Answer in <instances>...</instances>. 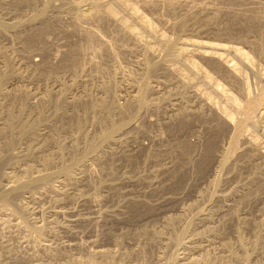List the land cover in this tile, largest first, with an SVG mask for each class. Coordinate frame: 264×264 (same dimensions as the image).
<instances>
[{"label": "rangeland", "instance_id": "1", "mask_svg": "<svg viewBox=\"0 0 264 264\" xmlns=\"http://www.w3.org/2000/svg\"><path fill=\"white\" fill-rule=\"evenodd\" d=\"M49 1L47 3L46 0L47 5H39V10L25 5V0H0V21H20L17 29L20 36L17 32L8 31L4 34L0 31V53L12 54L7 57L14 61L20 77L10 75V66L8 69L4 64L6 58L3 55H0V72L11 76L3 82L5 93L11 94L18 87L26 94L30 107L40 102L46 104L45 109L50 107L41 116L38 136H23L21 145L15 146L14 149L24 150L26 154L29 152L28 144H34L31 152L35 154L26 160H23L24 157L22 160L20 158V163L31 162L35 164L36 171L39 169L45 172L46 167L42 168L39 158L42 153L47 152L52 159L47 168L52 176L49 179L50 185L57 186L59 190L66 188L69 193L66 191L58 196L52 192L47 193L48 197L47 194H39L41 186H33L29 190L35 196L40 195V199L29 197L30 192L27 191L24 194L21 192L17 200L13 199L15 201L0 199V264H177L175 259H180L187 250L179 249V252L176 241L185 240L194 234L199 236L204 232L203 238L212 241V249L216 250L214 253L224 257L228 264H243L239 260L243 251L251 258L247 264H264L262 238L259 240L260 246H251L255 238L254 226L257 224L264 231V191L255 190L258 180L264 179V158L246 157L250 146L244 142L245 139L252 138L264 146V109L250 120H247L243 110L241 112L247 91H250L252 98L264 97V55L250 46L254 42L264 43V0H194V11L187 8V5H192V0H174L177 3L173 0H151L153 5L146 0H129L137 7L136 10L140 9L137 12L141 11L140 14L150 26H146L141 18H134V10L110 4V0V6H101L99 9L88 5H71L81 0ZM169 1L175 6H166ZM54 2L59 5L52 4ZM38 11H43L44 15L35 18ZM80 13L97 14L98 17L90 15L87 18ZM116 16L118 19L125 18L118 21ZM191 17H195V24ZM122 20L135 30L138 29L144 39L121 37L122 24L119 23H123ZM43 21H47L50 28L45 37L33 42L30 48L24 38L32 29L40 27ZM254 22L256 26L251 27ZM243 27L248 30L244 33L247 34L246 39L241 33ZM231 29L234 32L230 33ZM92 30L96 34L89 40L85 35ZM193 40L215 42L217 45L229 43L228 45L240 47L247 58L244 55L235 57L233 52L223 53L230 54L240 65L237 66L244 73L242 79L234 80L230 77V80L223 67H218L210 58L197 55L195 49L210 48H204L201 43L197 45L198 48L194 47ZM85 42L87 43L84 44ZM88 43L92 44L91 48L86 46ZM82 46L87 47L84 55L80 54L83 68L75 73L63 70L60 64L64 57L72 55V51ZM148 63L150 66L155 64L153 68L149 66L151 70L146 72ZM32 71L35 72L33 75ZM145 77L150 80L152 91L154 90L146 98L148 108L142 111L139 118L131 119L113 138L98 143V148L87 151V146L91 144L89 142H97L107 126L104 122H99V119L107 118L108 122H118L124 117L123 114L119 115L118 108L125 107L133 100L136 86L132 83L136 84V81ZM108 83L116 85L109 93L104 92L106 90L103 87ZM221 88L224 89L223 92L231 94V97L234 95L237 100L234 103L236 108L240 105L238 110L234 101H229L233 109L228 103L229 99H224ZM202 92H207L211 100L204 98ZM50 97H57L62 102L59 103L64 105L60 106L56 101V107L60 106L57 109L61 108L59 113L50 105ZM82 99L93 102L88 103L86 108H81L79 101ZM214 100L234 114L233 123L245 118L247 120L234 154L229 155L228 150L233 126L238 121L235 124L231 122L230 126L219 121L211 105ZM101 101L106 106L117 107V112L114 109L107 112L105 106L100 109L103 104ZM54 110L58 114L54 115ZM109 116L113 119L110 120ZM251 120L254 122H249ZM76 121L80 123L77 124ZM76 125H80L77 126L79 131ZM49 134H53L58 146L61 145L62 149L65 147L64 155L57 152V145H51L45 150L43 141ZM70 149H78L81 164L79 162L76 166H70ZM41 150L43 152L40 154L38 151ZM2 164L5 163L1 161L0 167L9 171L6 164ZM68 166L69 170H64ZM73 176L78 178V184L71 178ZM45 198H50L51 201ZM18 201L27 202L25 205L28 206L29 213L19 212ZM36 201H39L38 204ZM48 212H52L51 216L54 215L51 217ZM168 216L180 218L170 219ZM68 217H76V220L66 219ZM27 218L31 221L25 222L26 226H22L21 222L15 223ZM206 218L210 223L205 228L201 225ZM240 219L248 220V224L242 227ZM168 220H174V225L168 227ZM64 222L67 224L61 225ZM34 223L44 225L42 228L46 230L36 231ZM12 224H16V227ZM152 229L163 232L161 244H155L147 236ZM237 231H241L245 237L243 250L237 248ZM227 243L234 247L235 255L231 256V252L224 249V244Z\"/></svg>", "mask_w": 264, "mask_h": 264}, {"label": "bare ground", "instance_id": "2", "mask_svg": "<svg viewBox=\"0 0 264 264\" xmlns=\"http://www.w3.org/2000/svg\"><path fill=\"white\" fill-rule=\"evenodd\" d=\"M48 1L49 0H47V3H48ZM69 1V0H68ZM110 1H112V2H109V0H81V1H76V2H73V3H71V2H69V3H71V5L74 7V6H87L88 5V7L90 6V7H101V6H106V7H108V6H110V4H112V3H114V4H116L118 7H121V8H123V9H131L132 11H133V15L132 16H135L134 18H141V20H143L144 22H145V24H146V26H150L149 24V22L147 23V21H145L144 19H143V15H142V13L140 14V12H137V10L139 9H137L136 10V8H135V6L132 4V3H130V2H128L129 0H110ZM158 1V0H157ZM178 1V0H177ZM177 1L175 2L174 0H173V2H175V3H177ZM194 0H192V5H187V8L189 9V10H195V3L193 2ZM46 2V0H25V5H27L28 7H33V8H38V6L39 5H44V4H46L47 5V3H45ZM50 2H52V0L51 1H49V3ZM61 2V1H60ZM110 4H109V3ZM146 2H149V4L150 5H153V3L151 2V0L150 1H148V0H146ZM162 2H165V1H163L162 0ZM183 2H184V0H183ZM191 2V1H190ZM68 3V4H69ZM144 3V2H143ZM155 3V2H154ZM180 2H178V4H179ZM185 3H186V1H185ZM52 4H54V5H56V6H58L59 5V3H57V2H54V3H52ZM61 4V3H60ZM167 4V5H166ZM165 5L166 6H169V7H171V6H175V5H173V3L171 2V1H169V2H167ZM190 4V3H189ZM215 4V3H214ZM70 5V6H71ZM164 5V6H165ZM1 6V5H0ZM26 7V6H25ZM105 7V8H106ZM153 7V6H152ZM172 7V8H173ZM178 7V6H177ZM186 7V6H185ZM87 8V7H86ZM85 8V9H86ZM259 8V7H258ZM16 9V8H15ZM39 9V8H38ZM56 9V8H55ZM99 9V8H98ZM107 9V8H106ZM110 9V8H109ZM108 9V10H109ZM161 9V8H160ZM40 10V9H39ZM50 10V9H49ZM63 10V9H62ZM91 10V9H90ZM101 10V9H100ZM140 10V9H139ZM17 11V10H16ZM78 11V10H77ZM81 11H82V9H81ZM94 11V10H93ZM126 11V10H125ZM124 11V12H125ZM211 11V10H210ZM2 12V11H1ZM27 12V11H26ZM70 12V11H69ZM90 12V11H89ZM88 12V13H89ZM95 12V11H94ZM102 12H104V11H102ZM109 12V11H108ZM97 13V12H96ZM110 13V12H109ZM108 13V14H109ZM113 13V12H112ZM73 14H75V12L73 13ZM72 14V15H73ZM78 14H79V12H78ZM82 16H85V17H89L90 18V15L92 16H96L97 14H82V13H80ZM102 14V13H101ZM107 14V13H106ZM127 14H128V12H127ZM140 14V15H139ZM41 15H44L43 14V11L41 12V11H38V13H36V15H35V18L36 17H39V16H41ZM100 15V14H99ZM112 14H110V16H111ZM124 15V14H123ZM107 16V15H106ZM128 16V15H127ZM130 16V15H129ZM188 16V15H187ZM77 17V16H76ZM84 17V18H85ZM96 17H98V16H96ZM108 17V16H107ZM117 17V16H116ZM263 17V16H262ZM16 18H18V17H16ZM34 18V19H35ZM44 18H45V16H44ZM82 18V17H81ZM92 18V17H91ZM113 18V17H112ZM119 17H117V19H118ZM123 18H125V17H123ZM123 18H120V19H123ZM146 18V17H145ZM26 19V18H25ZM30 19H31V17H30ZM48 19V18H47ZM79 19H80V17H79ZM98 19V18H97ZM117 19H116V21H117ZM120 19H118V21L120 20ZM132 19V18H131ZM137 19V20H138ZM1 20V19H0ZM32 20V19H31ZM31 20H29V21H31ZM77 20V19H76ZM90 20V19H89ZM99 20V19H98ZM115 20V19H114ZM130 20V19H129ZM136 20V19H135ZM150 20V19H149ZM235 20V19H234ZM22 21V20H21ZM27 21V20H26ZM33 21V20H32ZM78 21V20H77ZM82 21V20H81ZM123 21V23L121 22V23H119V24H122V26H121V31H122V36L121 37H126V38H130V39H144V35L141 37V35L139 34V32H138V29H134V28H132L129 24L127 25L125 22H124V20H122ZM191 21H193V23L195 24V17H191ZM36 22V21H35ZM101 22V21H100ZM151 22V21H150ZM173 22V21H172ZM255 22H257V20L255 21ZM253 23L252 25H251V27L252 26H256V23ZM19 23H20V21H19V19L18 20H14V21H10V22H8V23H6V22H1L0 21V31L2 32V33H6V32H10V31H12L13 33L15 32H17V29H18V27H19ZM25 23V22H24ZM31 23V22H30ZM42 24H41V26L40 27H38L37 29H32L30 32H29V34L28 35H26V38H24L25 40H27V42L26 43H29V44H27L30 48L33 46L32 45V43L33 42H36V40H42L44 37H45V33L49 30V24H48V22L47 21H43V22H41ZM111 23V22H110ZM130 23V22H129ZM140 23V22H139ZM179 23V22H178ZM28 24V23H27ZM138 24V23H137ZM175 24H176V22H175ZM187 24V23H186ZM188 24H190V23H188ZM233 24V23H232ZM32 25V24H31ZM134 25V24H133ZM29 26H30V24H29ZM35 26V25H34ZM117 26V25H116ZM145 26V25H144ZM263 26V25H262ZM22 27V26H21ZM82 27V26H81ZM113 27V26H112ZM120 27V26H119ZM134 27V26H133ZM135 27H137V26H135ZM156 27V26H155ZM142 28V27H141ZM147 28V27H146ZM180 28V27H179ZM246 28V27H245ZM244 27L242 28L243 29V31L241 30V33L243 32V38H245L246 36H247V34L245 35L244 33H247L246 31H248V30H246ZM248 28V27H247ZM157 29V28H156ZM230 29V28H229ZM22 30V29H21ZM20 30V31H21ZM148 30L150 31V29L148 28ZM147 30V31H148ZM184 30V29H183ZM246 30V31H245ZM145 31V30H144ZM151 31H152V27H151ZM150 31V32H151ZM154 31H155V29H154ZM261 31V30H260ZM55 32V31H54ZM83 33L85 32V30L84 31H82ZM113 32V31H112ZM155 32H157V31H155ZM159 32V31H158ZM229 32L230 33H232V32H234L232 29L231 30H229ZM18 34H19V36H20V33H19V30H18V32H17ZM16 33V34H17ZM82 33V34H83ZM154 33V32H153ZM153 33H150V35L151 34H153ZM240 33V32H239ZM94 34H96V33H93V30H92V32H87L86 33V37L89 39V40H92V38L93 37H95V35ZM144 34V33H143ZM149 34V33H148ZM158 34V33H157ZM165 34V33H164ZM229 34V33H228ZM155 34H153L152 36H154ZM230 35H232V34H230ZM241 35V34H240ZM249 35H250V33H249ZM103 36V35H102ZM148 36V35H147ZM161 36H163V35H161ZM264 36V35H263ZM146 37V36H145ZM157 37H160V35H158ZM157 37H156V39H157ZM175 37V36H174ZM97 38V37H96ZM155 38V37H154ZM169 38V37H168ZM153 39V38H152ZM155 39V40H156ZM161 39V38H160ZM175 39V38H174ZM192 39V38H191ZM190 39V40H191ZM246 39V38H245ZM85 40H86V38H85ZM84 40V41H85ZM89 40H87L88 42H89ZM93 40H95V38L93 39ZM149 40V39H148ZM189 40V39H188ZM248 40H249V38H248ZM99 41V40H98ZM133 41V40H132ZM145 41V40H144ZM161 41H162V39H161ZM164 41H166V40H164ZM192 41V40H191ZM189 42V43H192V42ZM251 41H253V39L251 40ZM258 41V40H257ZM38 42V41H37ZM147 42V41H146ZM41 43V42H40ZM87 42H85L84 44H86ZM102 43V42H101ZM203 44L202 46H204V48L207 46V47H209L210 48V50H198V49H195V51H196V54L197 55H199V56H201V57H205V58H210L211 60H213V63H217L219 66L218 67H223L225 70H226V72H227V74H228V77L230 78V77H233V79L235 78V79H237L238 80V78L239 79H242V77H243V74H242V71L239 69V67L237 66V65H239V64H237L229 55L230 54H227V53H230V52H233L234 54H235V57H236V55H237V57L239 56V57H243V55L247 58V56L245 55V53H244V51H242V49L240 48V47H238V46H236L235 44L234 45H228V44H223V43H221V44H223V45H217V44H214V43H212V42H205L204 40L203 41H199V40H193V43L192 44H194V47H197V45L198 44ZM90 44L91 43H88V45H86V46H90ZM219 44V43H218ZM249 44V43H248ZM251 44V43H250ZM36 45H38V44H36ZM80 45V44H79ZM92 45V44H91ZM101 45H103V44H101ZM162 45V44H161ZM168 45V44H167ZM76 46V45H75ZM75 46H74V48H75ZM81 46V45H80ZM86 46H82L81 48H77V50L75 51L74 50V48H71L72 50H74V52L72 51V55H69V56H65L64 57V59H63V61L61 62V66H62V68H63V70H69V71H72V72H76V71H78V70H81V68H83L82 66H81V56H80V54H82V55H84L83 54V52H85L84 50L87 48ZM199 46V45H198ZM201 46V45H200ZM250 46H252V47H254L257 51H259L260 53H262L263 55H264V43L263 42H258V43H253V45H250ZM28 47V48H29ZM89 48V47H88ZM90 48H91V46H90ZM92 48H93V46H92ZM181 48V47H180ZM198 48V47H197ZM200 48H202V47H200ZM106 49V48H105ZM146 49V48H145ZM149 49H151V48H149ZM155 49V48H154ZM162 49V48H161ZM185 49H187V48H185ZM182 50H184V49H182ZM182 50H181V52H182ZM217 50H219V51H217ZM221 50H222V52H221ZM93 51V50H92ZM97 51H98V49H97ZM148 51V50H147ZM169 51V50H168ZM185 51V50H184ZM223 51L224 52H227L226 54H224L223 53ZM71 52V51H70ZM69 52V53H70ZM87 52V51H86ZM94 52V51H93ZM151 52V51H150ZM180 52V51H179ZM187 52V51H186ZM189 52H191V51H189ZM2 53V52H1ZM0 53V55H3L4 57V59L6 60L5 62H4V64L6 63V66H7V68H8V66H10L9 68L11 69V76L13 75V77L14 76H16V78H18V76H19V74H17L19 71L15 68V63H14V61L13 60H11L12 58L10 57H7V56H10V55H12V54H10V55H8L7 54V52H6V54L4 53V54H1ZM61 53V52H60ZM96 53V52H95ZM147 53V52H146ZM49 54V56H50V53H48ZM53 54V53H52ZM55 54V53H54ZM99 54V53H98ZM92 55H93V53H92ZM64 56V55H63ZM177 56V55H176ZM251 56V55H250ZM261 56V55H260ZM48 57V56H47ZM238 57V58H239ZM7 58H9V59H7ZM83 58V57H82ZM95 59V58H94ZM235 59H237V58H235ZM250 59H252V58H250ZM36 60V59H35ZM149 60V59H148ZM241 59H239V61H240ZM150 61V60H149ZM216 61V62H215ZM253 61V60H252ZM251 61V62H252ZM36 62H38V60H36ZM47 62V61H46ZM81 62V63H80ZM153 62V61H152ZM208 62V61H207ZM35 63V62H34ZM88 63V62H87ZM150 63V62H149ZM148 63V64H149ZM157 63V62H156ZM162 63V62H161ZM254 63V62H253ZM39 64V63H38ZM54 64V63H53ZM155 64V63H154ZM153 64V65H154ZM242 64H243V62H242ZM245 64V63H244ZM256 64V63H255ZM254 64V65H255ZM37 65V64H36ZM42 65V64H41ZM56 65V64H55ZM147 65V64H146ZM153 65L152 66H150V64L149 65H147V69H145V70H147L146 72H148L149 70H151L150 68H153ZM32 66V65H31ZM149 66H150V68H149ZM160 66V65H159ZM195 66H196V64H195ZM215 66V65H214ZM240 66V65H239ZM55 67V66H54ZM157 67V66H156ZM242 67V66H241ZM249 67V66H248ZM252 68H253V66H251ZM8 68V69H9ZM34 68V67H33ZM37 68V67H36ZM61 68V69H62ZM87 68V67H86ZM177 68V67H176ZM203 68V67H202ZM251 68V69H252ZM51 69H54V68H51ZM250 69V68H249ZM254 69V68H253ZM49 70V69H48ZM47 70V71H48ZM177 70V69H176ZM244 70V69H243ZM1 71V70H0ZM44 71V70H43ZM51 71V70H50ZM218 71V70H217ZM222 71V70H221ZM224 71V70H223ZM33 72V71H32ZM49 72V71H48ZM145 72V71H144ZM207 72V71H206ZM225 72V73H226ZM254 72V71H253ZM35 72H33L32 73V75L34 74ZM54 73V71L52 72V74ZM143 73V72H142ZM50 74H51V72H50ZM146 74V73H145ZM10 75H8V74H4L3 72H0V120H2V122L0 123V162L2 161V163H5L6 164V166H7V169L9 170V171H7L6 169H3V167H0V199L2 200V201H9V200H13V199H16L17 200V198L19 197V195H20V193L21 192H23V194H24V191H27V192H30L28 195H29V197H31V198H33V199H38L39 198V196L40 195H43V194H49V193H55L56 195H58V194H65V192L67 191L66 190V188H61V190H59L58 188H56L53 184L52 185H50V183H49V179L52 177L51 176V173H49L47 170V168L50 166L49 164L51 163V156H50V154H47V152H46V154L45 153H40V152H43L42 150L41 151H38L41 155H40V162H41V164L43 165V167L42 168H44V167H46V168H44V170H46L45 172H42V170L41 171H39V169H38V171H36L35 170V164H33V163H31V162H26V164L24 163V164H21L20 163V158H21V160H22V157H24L23 158V160H26V159H29V157H31V156H33L35 153H32L31 151H32V147L34 146V144H28V153H24L25 151L23 150V151H21V149L20 150H17V149H14L15 148V146L16 145H21V142L23 141H21V139H22V137L23 136H28V137H30V138H35V137H37L38 136V134H39V130H38V126L40 125L39 123H40V120H41V116L43 115V113H46V110H48V109H45L46 108V104H43L42 102H40V103H38V104H32L33 106L32 107H30L29 106V104H28V101H27V97H26V94L25 93H23L22 91H20L19 90V88L17 89L16 87H15V89H13V90H15L13 93H11V94H9V93H5V91L3 90V87H4V81L5 80H7V78L10 76ZM23 75V74H22ZM85 75V74H84ZM181 75V74H180ZM204 75H205V72H204ZM248 75V74H247ZM10 76V77H11ZM48 76H50V75H48ZM53 76H54V74H53ZM52 75L50 76V77H53ZM179 76V75H178ZM206 76H207V73H206ZM264 76V75H263ZM20 77V76H19ZM55 77V76H54ZM53 77V78H54ZM75 77V76H74ZM147 77H148V75H147ZM147 77H145V78H143V79H141V80H138V81H136V84H135V82L134 83H132V84H134L136 87V93L133 95V100L128 104V105H126L125 107H123V108H121V107H119L118 108V110H119V112H120V114L119 115H121V114H123V116L124 117H121L120 118V120L118 121V122H115V121H112V122H108V120H107V118H105V119H99V122H104L107 126H106V128H105V124L103 125L104 127L103 128H105L104 129V132L101 134V135H99V137H98V141L97 142H89V146H87L88 148L86 149L87 151L88 150H93V149H95L96 147H97V145H98V143L100 144V143H103L104 141H106V140H109V139H111V138H113L114 136H115V134L117 133V132H119L124 126H127V123L129 122V121H131V119L133 120V119H136V118H139L140 117V115H141V113H142V111H144V110H146L147 108H148V105H147V101H146V98H148V96L151 94V93H153V91H152V88H151V85H150V80L147 78ZM15 78V77H14ZM205 78V77H204ZM213 78V77H212ZM13 79V78H12ZM49 79V78H48ZM232 78H230V80H231ZM234 79V80H235ZM8 80H9V78H8ZM16 80V79H15ZM233 80V81H234ZM20 81V80H19ZM73 81V80H72ZM6 82V81H5ZM188 82V81H187ZM235 82V81H234ZM246 82V81H245ZM230 83V82H229ZM262 83V82H261ZM74 84V83H73ZM213 84V83H212ZM182 85V84H181ZM184 85V84H183ZM233 85V87H234V84H232ZM236 85V84H235ZM238 85V84H237ZM116 86V85H115ZM112 83H108V84H105L103 87L105 88H103L104 90H106V91H104V92H107V93H109L112 89H114V87H115ZM185 86V85H184ZM219 86V85H218ZM230 86V85H229ZM242 86H244V85H242ZM251 86V85H250ZM153 87V86H152ZM186 87V86H185ZM188 87V86H187ZM196 87V86H195ZM245 87V86H244ZM260 87V86H259ZM5 88V87H4ZM248 88V87H247ZM12 89V88H11ZM24 89V88H23ZM226 89V88H225ZM238 89V88H237ZM241 89V88H240ZM243 89V88H242ZM134 90V89H133ZM190 90V89H189ZM216 90V89H215ZM219 90H220V87H219ZM218 90V91H219ZM221 90H222V88H221ZM224 90V89H223ZM223 90L222 91H220V92H222V94L224 93V95H225V97H224V99H226V97L229 99L228 100V103H229V101L231 100V102H233V104L234 103H236V101L237 100H235L234 99V95L231 97V94H229L228 92L227 93H225V91L223 92ZM227 90V89H226ZM239 90V89H238ZM245 90V89H244ZM49 91V90H48ZM239 91H241V90H239ZM261 91V90H260ZM58 92V91H57ZM196 92V91H195ZM249 92L250 91H247V93H246V91L244 92V93H246V102H244L243 104H242V109H241V112H242V110L244 111L243 113H245V115H246V118H247V120H250L253 116L255 117L257 114V112H260V114L263 112H261V109H264V94H263V98H261V97H258V98H252L251 96H250V94H249ZM256 92V91H255ZM48 93V92H47ZM50 93V92H49ZM115 93V92H114ZM203 93V92H202ZM201 93V94H202ZM207 92H204L203 93V97L205 98V97H208L207 96V94H206ZM264 93V92H263ZM116 94V93H115ZM200 94V93H199ZM211 95V94H210ZM56 96V95H55ZM60 96V95H59ZM203 97H201V98H203ZM210 97V96H209ZM208 97V98H209ZM212 97V96H211ZM82 98V97H81ZM166 98V97H165ZM181 98V97H180ZM223 98V97H222ZM40 99V98H39ZM79 99V98H78ZM131 99H132V97H131ZM185 99V98H184ZM210 99V98H209ZM237 99V98H236ZM49 100V99H48ZM83 100V99H82ZM82 100H80L79 101V103H80V105H81V108H86L87 106H88V101H85V100H83V102H81ZM211 100V99H210ZM210 100H208V102H210ZM49 101H52V104H50L51 106H53L54 107V109H57V108H59L61 105L62 106H64L63 104H60L59 102H61V101H59L58 100V98L57 97H50V100ZM56 101H58V103L60 104V106L59 107H56L57 106V102ZM92 101V100H91ZM90 101V102H91ZM96 101V100H95ZM182 101V100H181ZM206 101H207V98H206ZM205 101V102H206ZM239 101V100H238ZM93 102V101H92ZM91 102V103H92ZM103 101H101L100 103H102ZM227 102V101H226ZM62 103V102H61ZM91 103H89V104H91ZM240 103V102H239ZM48 104V105H49ZM104 104V105H103ZM103 104H101L100 105V109H101V106L104 108V106H105V108H106V110H108L107 112H110L111 110L112 111H116V109H117V107L116 108H114L112 105H108V106H106L105 105V103L103 102ZM229 104H231V103H229ZM241 104V103H240ZM99 105V104H98ZM212 109L214 110V113L215 114H217V118H218V120L219 121H222V122H224V124H226V125H228V126H230L229 124H231V122H232V120H233V115L234 114H231V112H229L228 111V108H226V106L224 107V106H222L223 104H221V105H219V103L217 104L216 103V101L214 100V102L212 101ZM232 105V104H231ZM45 106V107H44ZM182 106V105H181ZM181 106H179V107H181ZM234 106H235V104H234ZM263 106V107H262ZM56 107V108H55ZM90 107V106H89ZM113 107V108H112ZM186 107V106H185ZM210 107V106H209ZM232 107H233V105H232ZM239 107H240V105H239ZM239 107H237V108H239ZM235 108H236V106H235ZM236 108V109H237ZM61 109V108H60ZM60 109L58 110L57 109V112L59 113V111H60ZM114 109V110H113ZM231 108H229V110H230ZM233 109H234V107H233ZM239 109V110H240ZM77 110V109H76ZM87 110V109H86ZM103 110V109H102ZM238 110V109H237ZM103 111H105V110H103ZM111 111V112H112ZM231 111V110H230ZM232 111H234V110H232ZM48 112V111H47ZM117 112V111H116ZM118 112V113H119ZM178 112V111H177ZM236 112V111H235ZM55 113H56V111L54 110V115H55ZM58 113H56V114H58ZM148 113V112H147ZM238 113V112H237ZM264 113V112H263ZM50 114V113H49ZM104 114H106V113H104ZM108 114V113H107ZM259 114V113H258ZM109 115V114H108ZM244 115V116H245ZM264 115V114H263ZM107 116V115H106ZM111 116V115H110ZM110 116H109V118H110ZM260 116V115H259ZM259 116H257V117H259ZM93 117V116H92ZM126 117V118H125ZM132 117H134V118H132ZM101 118H102V116H101ZM128 118V119H127ZM215 118V117H214ZM239 118V117H238ZM244 118V117H243ZM245 118V119H246ZM260 119H261V117H259ZM259 118H256V119H259ZM78 119V118H77ZM111 119H113L112 117L110 118V120ZM241 119V118H240ZM245 119L244 120H237L236 122H237V124H235L236 122H232L233 124H235L234 126H233V134H232V136H231V141H230V147H229V150H228V152H229V155L230 154H234V152L237 150V148H238V144H239V142H240V139L242 138L241 136H242V132H243V130H244V127H245V123L247 122V120L245 121ZM255 119V120H256ZM74 120V119H73ZM79 120V119H78ZM254 120V119H253ZM254 120V121H255ZM262 120V119H261ZM62 121V120H61ZM185 121V120H184ZM234 121V120H233ZM241 121V122H240ZM245 121V122H244ZM254 121H249V122H254ZM257 121V120H256ZM42 122V121H41ZM71 122V121H70ZM78 122V123H77ZM109 124H108V123ZM248 122V123H249ZM257 122H259V121H257ZM76 123L77 124H79L80 122L79 121H76ZM248 123H247V125H248ZM262 123V122H261ZM103 124V123H102ZM232 124V125H233ZM251 124V123H250ZM253 124V123H252ZM78 125H76V128H78L77 127ZM40 127V126H39ZM225 127V126H224ZM247 127V126H246ZM263 129V128H262ZM247 130H248V128H247ZM77 131H79V128H78V130ZM245 131V130H244ZM56 132V131H55ZM248 136V135H247ZM249 137H251V136H249ZM27 138V137H26ZM45 138V137H44ZM43 138V139H44ZM42 139V140H43ZM248 139H250V138H248ZM258 139V138H257ZM26 140H28V139H26ZM37 140V139H36ZM75 141V140H74ZM93 141V140H92ZM244 141V140H243ZM29 142V141H28ZM38 142H40V140L38 141ZM56 141H55V139L53 138V134L51 135V134H49V136L48 137H46V139L43 141V146L45 147V150L49 147V146H55V145H57L56 143H55ZM245 143H248V145L250 146V149L248 150V151H246V157H248V158H250V157H252L253 159H259V158H264V146H261V145H259L255 140H253L252 138L250 139V140H247V139H245V141H244ZM35 143V142H34ZM61 143V142H60ZM24 144V143H23ZM38 144V143H37ZM42 144V143H41ZM33 145V146H32ZM263 145V144H262ZM23 147H24V145H22ZM40 146V144L38 145V147ZM21 148V147H20ZM51 148V147H50ZM56 148H58L57 150V152L58 153H63L62 155H64V152L66 153V151L64 150V148L62 149V147H61V145H57L56 146ZM98 148V147H97ZM26 149V148H25ZM41 149V148H40ZM39 149V150H40ZM44 149V148H43ZM59 149H60V151H59ZM62 149V150H61ZM71 150V149H70ZM77 150L78 149H72L71 151H70V156H71V158H70V160H72V165L70 164V166H73V165H77L80 161V158H79V156H78V153H77ZM34 151V150H33ZM23 152V153H22ZM51 152V151H50ZM95 152V151H94ZM93 152V153H94ZM83 153V152H82ZM84 155H85V152H84ZM60 156V155H59ZM227 156V155H226ZM62 158V157H61ZM82 158H83V156H82ZM85 158V157H84ZM64 160V159H63ZM65 161V160H64ZM22 162V161H21ZM81 162H82V160H81ZM81 162H80V164H81ZM260 163V162H259ZM5 164H2V165H5ZM61 164V163H60ZM49 165V166H48ZM1 166V165H0ZM63 168V167H62ZM61 168V169H62ZM67 168H69V166L68 167H65L64 168V170H69V169H67ZM36 169H37V167H36ZM60 169V168H59ZM72 169H74V168H72ZM63 170V169H62ZM221 171V170H220ZM256 172V171H255ZM58 174V173H57ZM73 175V174H72ZM78 175H80V174H78ZM71 178H73V179H75V182H76V180L78 179V178H74V176L73 177H71ZM70 178V179H71ZM80 178V177H79ZM72 179V180H73ZM74 182V183H75ZM73 183V182H72ZM75 184H78L77 182L75 183ZM74 184V185H75ZM57 185V184H56ZM63 185V184H62ZM33 186H39V188H40V186L42 187L41 189L42 190H39V196L37 195V196H35L34 195V193H32V191H30L29 189H30V187H33ZM71 187H73V186H71ZM256 187V188H255ZM255 190L256 191H264V179H262V180H258V182L256 183V185H255ZM68 192V191H67ZM69 193V192H68ZM264 193V192H263ZM47 194V196L49 197V195ZM52 195V194H51ZM67 195V194H66ZM75 195V194H74ZM80 195V194H79ZM82 195V194H81ZM46 196V195H45ZM55 196V195H54ZM53 196V197H54ZM59 196V195H58ZM42 197V196H41ZM52 197V198H53ZM75 197V196H74ZM43 198V197H42ZM41 198V200H43ZM51 198V199H52ZM81 198V197H80ZM40 199V198H39ZM46 199V198H45ZM50 198H48V199H46L47 201L49 200ZM58 199V198H57ZM21 200V199H20ZM13 201H15V200H13ZM35 201V200H34ZM34 201H32V202H34ZM49 201H51V200H49ZM1 202V201H0ZM10 202V201H9ZM31 202V201H30ZM37 202V204H38V202L39 201H36ZM36 202H35V204H36ZM42 202V201H41ZM46 202V201H45ZM55 202V201H54ZM26 204H27V202H25ZM25 203H24V201L23 202H19L18 201V203H17V205H18V208H19V212L20 211H22L23 213H27L28 211V206H26L25 205ZM30 203L28 202V205H29ZM100 205V204H99ZM12 207V206H11ZM27 207V208H26ZM33 210H34V208L33 207H31ZM52 209V208H51ZM50 209V210H51ZM113 209V208H112ZM29 210H31V209H29ZM54 209H52V211H53ZM56 210V209H55ZM59 210V209H58ZM60 210H62V208L60 209ZM68 210V209H67ZM6 211V210H5ZM18 212V213H19ZM22 212H21V214H22ZM32 212V211H31ZM56 212H57V210H56ZM59 212V211H58ZM57 212V213H58ZM66 212V211H65ZM29 213V212H28ZM48 213H50V212H48ZM52 213V212H51ZM51 213L49 214L50 216H51ZM63 213V212H62ZM7 214V213H6ZM13 214H15V212H13ZM61 214V213H60ZM11 215V214H10ZM54 215V214H53ZM52 215V216H53ZM57 215V214H56ZM65 215V214H64ZM21 216H23L24 217V215H20V217ZM51 216V217H52ZM66 216V215H65ZM73 216V215H72ZM76 216H78V215H76ZM30 217V216H29ZM57 217V216H56ZM55 217V218H56ZM82 217V216H81ZM168 217H170V219H177V217L178 218H180L179 216H168ZM10 218V217H9ZM31 218H32V216H31ZM34 218V217H33ZM54 218V217H53ZM63 218V217H62ZM69 218L70 217H68V218H66V219H68L69 220ZM76 218V217H75ZM75 218H70V220L71 221H75L76 219ZM38 219V218H37ZM56 219H58V218H56ZM208 218H206L205 220H203L204 222H203V224L201 225V226H203V227H207V224L208 223H210L209 222V220H207ZM8 220V219H7ZM10 220V219H9ZM11 220H12V217H11ZM11 220L9 221V222H11ZM14 220H16V218L14 219ZM30 220V219H29ZM29 220H28V218L27 219H25V221L24 220H22V221H20V220H18L19 222H17V221H15V223H17V224H19L20 222H21V225L22 226H24V224H25V222L27 223V221L29 222ZM36 220V219H35ZM52 220V219H51ZM54 220V219H53ZM31 221V220H30ZM33 221H34V219L32 220V223H33ZM44 221V220H43ZM50 221V220H49ZM55 221V220H54ZM95 221V220H94ZM240 223L242 224V227H243V225H245V224H248V220H246V219H243V220H241L240 219ZM174 220H168L166 223H167V225H168V227H170V226H172V225H174ZM212 222V221H211ZM250 222V221H249ZM62 223V222H61ZM65 223V222H64ZM239 223V224H240ZM51 224V223H50ZM55 224V223H54ZM57 224H60V223H57ZM56 224V225H57ZM67 223H65V224H61V225H63V226H65ZM177 224V223H176ZM188 224V223H187ZM255 224V223H254ZM253 224V225H254ZM13 225V224H12ZM16 225V224H15ZM15 225H13L14 227H16ZM21 225H19V226H21ZM34 225H35V227H36V231H43V230H46L45 228L43 229L42 227L44 226H40L39 224L37 225V224H35L34 223ZM53 225V224H52ZM200 225V224H199ZM5 226V225H4ZM25 226H26V224H25ZM54 226V225H53ZM70 226V225H69ZM191 226H192V224H191ZM17 227H18V225H17ZM45 227V226H44ZM47 227V226H46ZM209 227V226H208ZM247 227V226H246ZM264 227V226H263ZM25 228V227H24ZM50 228V227H49ZM210 228V227H209ZM237 228V227H236ZM254 230H255V235H254V240L251 242V246H253V247H257L258 246V244H259V240L261 239L262 240V242L264 241V231H262L261 229H259V225H255L254 226ZM18 229H19V227H18ZM58 229V228H57ZM150 229V228H149ZM20 230V229H19ZM18 230V231H19ZM50 230V229H49ZM71 230V229H70ZM72 230H74V229H72ZM175 230V229H174ZM33 231V230H32ZM52 231H53V229H52ZM50 232H51V230H50ZM54 232V231H53ZM196 232V231H195ZM209 232H212V231H208V233ZM36 233V232H35ZM139 233V232H138ZM145 234L147 233V232H144ZM177 233V232H176ZM200 233V232H199ZM199 233H197V234H199ZM148 234V235H147ZM146 235L155 243V244H161V242H162V240H163V232L162 231H158V230H151L150 231V233L148 232ZM183 234V233H182ZM204 234H205V232H204ZM204 234H202V235H200L199 234V236H197L196 234H194V235H191L190 237H186L185 238V240L183 239H181V240H177L176 241V249L179 251V249L181 250H187L188 251V253H186V252H183V256L181 255V258L179 259V257H177V259H175V258H173V259H175V261H176V263L177 264H228L227 263V260H225L224 259V257H222V256H219V255H216L214 252L216 251L215 249V251L212 249V247L213 246H211V240L209 239V241L206 239V238H203L204 236ZM171 236V235H170ZM175 236V235H174ZM206 236V235H205ZM181 237H183V236H181ZM179 238H180V236H179ZM216 238V237H215ZM222 238V237H221ZM245 237L243 236V234H242V232L241 231H237V248L239 249H242L243 250V248H244V245H245V239H244ZM52 239V238H51ZM218 239V238H217ZM169 240V239H168ZM172 240V239H171ZM215 240V239H214ZM173 241V240H172ZM115 242V241H114ZM247 244V243H246ZM263 244H264V242H263ZM154 245V244H153ZM213 245V244H212ZM236 245V244H235ZM3 246V245H2ZM1 246V247H2ZM259 246H260V244H259ZM4 247H7L5 244H4ZM4 247H2V249H4V250H6V248H4ZM47 249V248H46ZM150 249V248H149ZM224 249H226V250H228V251H230L231 252V256H233V255H235V253H234V247L231 245V244H229V243H227V244H224ZM257 249V248H256ZM258 251V250H257ZM53 252V251H52ZM89 252V251H88ZM103 252V251H102ZM106 252V251H105ZM180 252V251H179ZM178 252V253H179ZM244 253L239 257V260L240 261H242L243 262V264H247V262L251 259V258H249L248 257V255L246 254V252L245 251H243ZM91 253V252H90ZM153 253V252H152ZM177 253V252H176ZM175 253V254H176ZM181 253H182V251H181ZM185 253V254H184ZM256 253V252H255ZM217 254H218V252H217ZM233 254V255H232ZM254 254V253H253ZM252 254V255H253ZM94 255V254H93ZM103 255V254H102ZM101 255V256H102ZM178 256H180V255H178ZM38 257V256H37ZM99 258V257H98ZM235 258V257H234ZM233 258V259H234ZM85 259V258H84ZM101 259V258H100ZM122 259H123V257H122ZM181 260V262L179 261V260ZM237 259V258H236ZM103 260V259H102ZM184 260V261H183ZM94 261V260H93ZM174 261V260H173ZM174 261V262H175ZM238 261V260H237ZM73 263V262H72ZM235 263V262H234ZM249 264V263H248Z\"/></svg>", "mask_w": 264, "mask_h": 264}]
</instances>
